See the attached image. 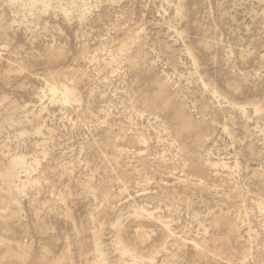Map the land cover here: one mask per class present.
Segmentation results:
<instances>
[{
	"label": "rangeland",
	"instance_id": "rangeland-1",
	"mask_svg": "<svg viewBox=\"0 0 264 264\" xmlns=\"http://www.w3.org/2000/svg\"><path fill=\"white\" fill-rule=\"evenodd\" d=\"M0 264H264V0H0Z\"/></svg>",
	"mask_w": 264,
	"mask_h": 264
}]
</instances>
